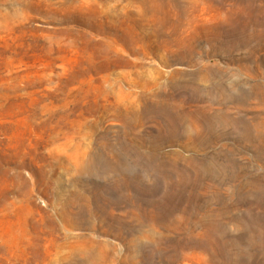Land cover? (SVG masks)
I'll return each mask as SVG.
<instances>
[{
  "label": "rangeland",
  "instance_id": "374dc122",
  "mask_svg": "<svg viewBox=\"0 0 264 264\" xmlns=\"http://www.w3.org/2000/svg\"><path fill=\"white\" fill-rule=\"evenodd\" d=\"M0 264H264V0H0Z\"/></svg>",
  "mask_w": 264,
  "mask_h": 264
}]
</instances>
